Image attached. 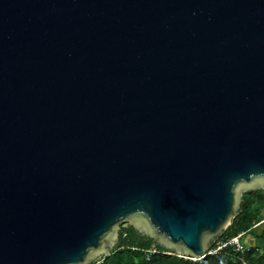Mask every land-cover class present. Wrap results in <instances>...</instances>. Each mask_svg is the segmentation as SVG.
I'll list each match as a JSON object with an SVG mask.
<instances>
[{
  "label": "water",
  "instance_id": "water-1",
  "mask_svg": "<svg viewBox=\"0 0 264 264\" xmlns=\"http://www.w3.org/2000/svg\"><path fill=\"white\" fill-rule=\"evenodd\" d=\"M264 191V0H0V264H96L129 223L199 259Z\"/></svg>",
  "mask_w": 264,
  "mask_h": 264
},
{
  "label": "trees",
  "instance_id": "trees-1",
  "mask_svg": "<svg viewBox=\"0 0 264 264\" xmlns=\"http://www.w3.org/2000/svg\"><path fill=\"white\" fill-rule=\"evenodd\" d=\"M239 212L218 239L243 232L241 240L249 246L243 252L225 247L217 253H207L199 259L170 254L151 238L138 233L130 224L120 227L119 244L96 264H264V191L250 190L242 194ZM259 222L255 225V223ZM250 235L260 243H248ZM154 248L156 251L149 252Z\"/></svg>",
  "mask_w": 264,
  "mask_h": 264
},
{
  "label": "built area",
  "instance_id": "built-area-1",
  "mask_svg": "<svg viewBox=\"0 0 264 264\" xmlns=\"http://www.w3.org/2000/svg\"><path fill=\"white\" fill-rule=\"evenodd\" d=\"M263 220H264V218L261 221H263ZM258 223L259 222L255 223V225ZM242 235H243V232H240V233H238L234 236H230L228 238H221V239L216 238L213 241V244H212L210 250L208 251V253H217L218 251L222 250L225 247H232V249L234 251L243 252L249 246L247 245L246 242H243L241 240ZM148 251L154 252L156 250L154 248H152V249H149ZM174 254H176V253H174ZM176 255L180 256L179 254H176ZM184 257H186V256H184ZM243 264H246V263L243 262Z\"/></svg>",
  "mask_w": 264,
  "mask_h": 264
},
{
  "label": "rangeland",
  "instance_id": "rangeland-1",
  "mask_svg": "<svg viewBox=\"0 0 264 264\" xmlns=\"http://www.w3.org/2000/svg\"><path fill=\"white\" fill-rule=\"evenodd\" d=\"M128 225H129V223L124 222L122 225H120V227L127 228ZM250 237H251L250 235H246V236L244 237V239H245L246 241H248V243H249L250 239H252V238H250Z\"/></svg>",
  "mask_w": 264,
  "mask_h": 264
},
{
  "label": "crops",
  "instance_id": "crops-1",
  "mask_svg": "<svg viewBox=\"0 0 264 264\" xmlns=\"http://www.w3.org/2000/svg\"><path fill=\"white\" fill-rule=\"evenodd\" d=\"M249 243H260L259 240H255V239H250Z\"/></svg>",
  "mask_w": 264,
  "mask_h": 264
}]
</instances>
